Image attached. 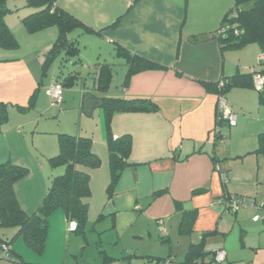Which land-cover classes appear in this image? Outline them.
Here are the masks:
<instances>
[{"label": "crops", "instance_id": "1", "mask_svg": "<svg viewBox=\"0 0 264 264\" xmlns=\"http://www.w3.org/2000/svg\"><path fill=\"white\" fill-rule=\"evenodd\" d=\"M58 5L97 31L110 27L99 35L81 31L75 34L82 39L79 40L80 49L81 45H85V48L93 46L83 42L86 35L99 40L95 43L99 46H94L97 63L92 68L93 73L97 64H108L112 67L114 81L115 67L120 66L123 70L121 90L113 91L111 81L105 92L93 89L90 93L93 99H149L159 108L153 113L113 114L111 130L114 136L131 135V162L139 165L125 169L110 197V166L102 106L96 104L89 113L85 110L86 92L81 90L71 97L69 91L64 89L59 108L65 98L66 105L80 110L81 123L76 132L64 130L60 125L57 133L64 131L92 137L93 150L102 160L101 167L91 174L90 212H93L95 199L98 198L94 209V212L100 211L98 222L111 219V229H115L118 235L133 232L132 238L143 239L148 236L155 242L158 235L163 239L162 243L169 246V256L166 258L173 257L180 261H185L186 254L179 256V253H187L192 244L199 243L202 233L217 230L216 236L226 237L228 230L222 226V214L226 211L224 201L228 195H236L248 204L243 196L248 194L244 191L245 186L257 185L253 199L256 202L264 200V157L252 153L258 148L259 134L264 133V91L258 93L253 88L240 87L228 91L227 105L237 116V123L234 127L227 128V131L221 130L229 144L220 150V144L216 143L214 135L218 96L203 85V82L216 83L222 78L237 74L264 71V62L260 63V56L264 52L260 45L251 44L240 50L222 51L219 41L212 38V34L220 28L226 15L233 9L234 0H58ZM117 20V25L111 27ZM42 35L45 37H41ZM36 36H40V40H49L53 39L54 33L45 29L30 38ZM119 45L163 65L165 69L144 71L128 78L126 61L116 54V47ZM85 52L80 50L83 60L88 58ZM15 65L19 64H13ZM0 68L12 74L6 80L0 76V102L23 108L28 103L39 113H45V100L50 101L47 89L57 77L46 86L42 108L39 93L45 77L43 70L39 79L37 71L31 73L32 82L29 83L32 88L33 80H37L33 88L35 92L31 95L25 88L27 78H20L19 72L13 73L11 64H0ZM77 98L80 99L79 105H76ZM97 108L100 110L95 131L91 123H84L82 118L84 115L94 116ZM41 120L42 118L22 120L20 125H39ZM2 126L0 153L4 158V152L9 147V142L4 138L9 136V128ZM37 127L32 128V133ZM30 130L31 128L28 132ZM15 134L19 138H26L21 133ZM58 152L52 151L48 158ZM7 161L28 166L21 163L19 158ZM236 164H240L244 171L239 177L233 174ZM31 165L42 172L41 176L44 178V165L35 162ZM61 170L57 172L61 173ZM230 171L232 172L229 174ZM222 174L226 175L227 183L222 180ZM37 182L40 188L28 195L30 198L22 200L20 192H17L19 204L28 214L37 211L46 193L41 194L40 179ZM201 189L206 191L196 192ZM176 203L181 204L180 210L176 209ZM248 207L255 209L251 205ZM193 210L198 211L194 230L191 234H181L179 226L183 213ZM63 217L62 220L65 221ZM222 246L219 249L226 252L228 264L240 262L236 251L225 249V244ZM207 252L212 255L214 251ZM209 255L206 256V261ZM249 263L263 262L253 258Z\"/></svg>", "mask_w": 264, "mask_h": 264}, {"label": "trees", "instance_id": "2", "mask_svg": "<svg viewBox=\"0 0 264 264\" xmlns=\"http://www.w3.org/2000/svg\"><path fill=\"white\" fill-rule=\"evenodd\" d=\"M10 0H0V48H14L17 40L6 23V16L16 10L8 7ZM26 8L36 9L35 12L27 10L22 19L30 33H36L50 27H56L58 36L52 48L44 54L42 66L43 76L46 75L47 65L59 58L62 63L73 60L75 64H81L79 37L73 32L80 30L86 34H101L103 30H95L83 22L79 17L62 9L58 0H27ZM118 20L111 26L114 27ZM217 39L222 51L240 50L251 44H258L264 52V0H234L233 9L226 15L220 28L212 34ZM197 40V39H194ZM116 54L125 59L128 66V78L152 70H163L165 67L142 55L132 53L125 47H116ZM63 67V66H62ZM264 73V71H260ZM253 74H237L230 78H222L216 83L203 82L205 88L217 96L225 95L234 87L253 88ZM94 81V89L100 92L108 90L112 78V67L108 64H97L95 72L91 75ZM64 89L72 88L82 77L75 72L64 75L60 70L55 79ZM223 86L220 87L221 83ZM84 83V80L83 82ZM35 95L32 97L34 99ZM31 100V102H32ZM103 113L106 123V146L109 155L110 182L108 193L112 192L123 172L130 166H137L131 162L133 140L131 135L114 136L111 130V120L116 112L123 113H153L159 110L158 106L149 99H116L104 98ZM218 115V114H217ZM216 125L224 126L217 119ZM8 120L6 105L0 102V127ZM59 136V152L48 159L52 167H63L61 173L55 174L48 186L44 199L33 214L26 213L19 204L14 186L18 180L25 178L29 171L27 167L14 164L10 161H0V229L16 230L12 238L4 239L0 235V246L9 247L8 259L15 264H40L27 262L15 251L14 244L19 238H23L28 248L42 255L45 249L48 231L50 228L49 217L57 211H63L70 226H74L76 234L84 235L85 225L88 220L90 198L92 196L90 181L92 171L99 169L102 160L93 150L92 137L74 135L66 132L57 133ZM222 135L216 136L218 144ZM258 148L252 152L264 157V133L258 136ZM201 189L196 192H203ZM236 196V195H235ZM238 197V196H237ZM244 203V201H243ZM176 209L180 210L181 204L176 203ZM198 218V211H184L179 226L181 234H191ZM217 230L202 233L199 243L192 244L185 257V261L174 258L179 264H190L194 261H206L210 253L205 249V240L216 236ZM217 251V250H216ZM216 251L212 252L213 258ZM0 260H4L0 257ZM150 260V259H149ZM164 259L154 261L159 264Z\"/></svg>", "mask_w": 264, "mask_h": 264}, {"label": "rangeland", "instance_id": "3", "mask_svg": "<svg viewBox=\"0 0 264 264\" xmlns=\"http://www.w3.org/2000/svg\"><path fill=\"white\" fill-rule=\"evenodd\" d=\"M26 1L27 0H10L8 2V7L16 10L14 13H10L6 16V21L11 24L8 26L17 40V46L14 48H0V64H11L13 67L11 71L13 73L15 72V74H17V72H19L20 78H27L25 88L32 95L35 92L33 88H35L37 80H33L32 88L29 83L32 82L31 73L33 74L37 71L38 79L41 76L42 63H44L45 59L44 52H48L52 48L58 36V32L56 27H50L47 30L53 31V39L48 40L46 38L47 40H40V36L31 39L30 37L37 32L30 33L23 24L22 19L26 16L27 10L35 12L36 9H27ZM52 28L53 30H51ZM78 31L80 30L72 34L80 33ZM41 37L45 36L42 35ZM86 37V39H83V42L93 46L85 48V45H81V50L86 51L85 53H87L88 56L87 60H83L80 54L82 64H75L73 60L63 64L61 59L54 58L46 66L47 72L39 93L41 107L42 103H44L42 98L44 99L45 97L46 86L50 84L54 77L59 76L60 70L63 71L64 75L72 71L77 72L82 77V80H84V83H81L80 80L73 88L69 90L65 89L66 92L69 91L71 97L81 92V90L86 92V96L90 95L93 91L91 74L93 73V66L97 63V55L94 50L99 46L95 44L96 41L99 40L96 37H92V35H86ZM79 40L82 41V39ZM46 46H49L48 49H44ZM4 60L8 61L4 62ZM117 62L121 61L117 60ZM13 64L19 65L13 66ZM115 71L114 81L112 80L113 91L121 90L120 80L123 70L120 66H117L115 67ZM11 75L12 74L6 71V69L0 68L1 78L6 80ZM30 88L32 89L30 90ZM78 96L79 95H77V97ZM79 101L80 99L77 98L76 105H79ZM23 102L27 101L23 100ZM45 103V111L43 110L45 113H39L28 103L24 108L13 104H6L8 122L2 127L9 128V136L4 138L9 142V147L4 152L6 157L2 158V153H0V160L7 161L12 158L14 161V159L19 158L21 163L28 165L26 166L29 171L28 175L18 180L14 186L16 196L17 192H20V198L22 200L30 198L28 195L38 191L40 187L37 181L39 179L42 184L41 194H44L47 186L51 185L53 177L56 176L55 174L59 173L57 171L60 169L64 170L63 167H52L48 161V157L52 154V151H59V136L57 134L59 126L61 125L64 130H68L69 132H76L81 123V118L79 116L80 110L66 105L65 98L60 108L53 106L48 99L45 100ZM99 110L100 109L97 108L95 110V115L92 117L84 115L82 118L84 123H91L95 131V125L98 123ZM32 118H42V120L39 125L34 124L30 127L20 125L22 120ZM14 123L16 124L14 125ZM35 126H38V129L36 128V131L32 133V128ZM229 127L228 124H225L222 129L223 131H227ZM30 128L31 130L28 132ZM16 132L25 135L26 138H19L15 134ZM0 137L2 139V134H0ZM247 138L249 137H246V139ZM228 144L223 146L222 143H220L219 149L226 148ZM32 162L44 165V178L41 176L42 172H38L35 170L34 166L31 165ZM54 171L55 174L53 173ZM231 172L232 171H230L229 174ZM243 172L240 164H236L233 172L235 177L241 176ZM244 191L248 193L243 195L248 204L246 203L247 205L240 207L237 212L226 210L222 214V226L228 230L227 235L226 237L218 235L211 239L209 238L205 243L206 251L219 250V248L222 245V247H224L225 244V249H231L237 252V258L240 262L235 264H252L249 262L253 258L254 260L256 258V260L264 264V200L256 202L253 199L254 196H256L257 185L254 187L245 186ZM97 203L98 198L95 199L93 212H90L92 206L90 205L84 235L76 234L73 231L74 226H70L63 211L55 212L56 214L54 213L49 217L50 228L42 255H37L31 251L23 238L16 240L14 244L15 251L27 262L40 264H157L154 260L159 258L165 259L169 256V246L163 244V239L158 235L156 237L157 242H155L154 239L151 241L148 236L143 239H139L138 237L132 238L133 232L118 235L115 229H111L113 225L111 219H103L98 222L97 218L100 215V211L94 212ZM248 205L253 206L255 209L252 210ZM58 215H61V218H58ZM62 217L65 221L62 220ZM255 217L259 218L258 223L254 222ZM15 231L14 229H0V235L4 239H10L14 236ZM179 254H181L179 256H183L186 253L183 252ZM209 256L207 262L213 260V254ZM241 260L245 261L242 262ZM0 264L15 263L11 260H0ZM223 264H228V262L225 260Z\"/></svg>", "mask_w": 264, "mask_h": 264}, {"label": "built area", "instance_id": "4", "mask_svg": "<svg viewBox=\"0 0 264 264\" xmlns=\"http://www.w3.org/2000/svg\"><path fill=\"white\" fill-rule=\"evenodd\" d=\"M264 62V53L260 56V63ZM220 87L223 86L222 81L219 84ZM253 89L261 93L264 91V73L256 72L253 75ZM64 94V88L60 83L57 82V80L54 81L52 86L47 89V95L50 98V101L52 102L53 106L59 107V105L62 102V97ZM217 119L220 120L223 125L228 124L230 127H233L237 123V116L229 109L227 105V100L225 95L218 96V102H217ZM221 126H217L214 129V135L215 138L217 135H222L221 133ZM222 143L223 146H226L228 144V138L223 136L221 137L219 144ZM222 180L224 183H227V178L225 174H222ZM226 210L228 211H234L237 212L240 207L246 205L243 203V201L238 198L235 195H228L225 198L224 201ZM259 220L258 217L254 218V221L257 222ZM9 247L5 244L0 246V257L4 260L8 259V252ZM226 260V252L223 250H217L216 254L212 261H201L197 260L190 264H223V262ZM159 264H179L177 261L174 260L173 257H169L167 259L162 260Z\"/></svg>", "mask_w": 264, "mask_h": 264}, {"label": "water", "instance_id": "5", "mask_svg": "<svg viewBox=\"0 0 264 264\" xmlns=\"http://www.w3.org/2000/svg\"><path fill=\"white\" fill-rule=\"evenodd\" d=\"M93 95H87L86 96V106H85V110L88 111L89 113L91 112L92 110V107H94L96 104L102 106L103 105V101L100 100V101H95L93 99Z\"/></svg>", "mask_w": 264, "mask_h": 264}]
</instances>
